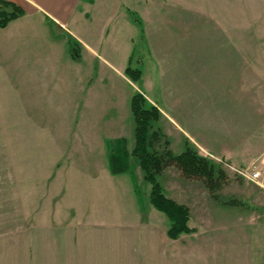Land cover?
Listing matches in <instances>:
<instances>
[{
	"label": "crops",
	"instance_id": "0c3cea01",
	"mask_svg": "<svg viewBox=\"0 0 264 264\" xmlns=\"http://www.w3.org/2000/svg\"><path fill=\"white\" fill-rule=\"evenodd\" d=\"M12 1L25 14L0 27V179L11 183L7 197L22 220L0 230V264H242L246 247L228 239V212L203 182L170 167L159 176L166 195L189 208L195 228L172 239L133 159L134 180L109 168L108 141L135 145L136 90L160 108L173 152L189 143L215 159L230 153L218 146L222 116L215 121L221 138L211 130L210 31L177 14L192 12L189 2L111 0L115 16L107 8L94 27L99 0ZM125 7L142 22L141 29L135 16L131 43L139 26L149 51L141 86L125 74L132 46L120 62L104 52L120 14L130 25Z\"/></svg>",
	"mask_w": 264,
	"mask_h": 264
},
{
	"label": "rangeland",
	"instance_id": "374dc122",
	"mask_svg": "<svg viewBox=\"0 0 264 264\" xmlns=\"http://www.w3.org/2000/svg\"><path fill=\"white\" fill-rule=\"evenodd\" d=\"M187 1L189 6L193 7V11L187 13L183 7L181 12L178 10L179 18L182 14L181 17L185 20L197 21L201 29L210 31L211 120H213L211 130L220 131L221 138L222 124L216 126L215 121L217 115L222 116L225 140L218 146L230 150L229 154L220 159L203 154L226 173V182L216 191L218 199L213 197L206 185L205 188L213 200L228 212L226 215L230 224L228 239L232 243L242 244L244 251L246 247V255L242 254V264H264V0ZM107 8L112 9L111 17L115 16L111 0L108 5L107 0L105 2L99 0L95 4L93 9L95 20L92 22L95 24L94 27L98 24L101 12ZM198 10L200 14L197 13ZM122 13L129 17L130 25L126 26L122 22L123 16L120 14L113 23V37L105 41L104 52L120 62L124 60L122 57L124 49H131L132 46L131 66L145 72L150 65V57L141 30V18L135 11H129L126 7ZM135 16L141 29L138 26L135 39L131 43ZM96 40L100 41L99 37H96ZM137 82L135 84L141 86L142 82ZM158 126L161 128L160 120ZM211 137L212 144L217 147L215 143L219 138L217 139L215 133ZM169 148L171 149V146ZM157 149L159 151L165 149L163 140ZM132 159L139 167L136 171L141 172L144 177L138 160L134 157ZM170 168L181 174L176 166ZM253 168L261 171L258 183L238 175L236 171ZM166 169L161 174L165 173ZM10 184L0 179V230L11 228L22 220L15 200L7 197ZM143 188L144 186L142 190ZM232 199L235 201L232 202Z\"/></svg>",
	"mask_w": 264,
	"mask_h": 264
},
{
	"label": "trees",
	"instance_id": "16d2710c",
	"mask_svg": "<svg viewBox=\"0 0 264 264\" xmlns=\"http://www.w3.org/2000/svg\"><path fill=\"white\" fill-rule=\"evenodd\" d=\"M23 7L12 0H0V27H6L11 21L23 16ZM69 52L74 59L79 58V46L73 40L69 41ZM125 74L137 82L142 71L133 68L130 64ZM131 112L134 124L135 145L130 150L126 138H117L107 143L108 162L113 174H130L131 159L138 160L144 172V179L151 185L150 201L152 205L163 212L169 219L168 235L176 239L184 233H192L195 228L190 227V210L186 205L180 204L168 197L159 182V176L166 168L176 166L181 175L188 180H201L209 189L214 198L218 199L216 191L226 182V173L213 160L199 153L189 143L180 153H174L170 142L158 126L161 118L159 108L149 104L142 92L136 91L131 98ZM164 141L165 149L159 151L157 146ZM135 184V188H136ZM232 202L235 199L231 200Z\"/></svg>",
	"mask_w": 264,
	"mask_h": 264
},
{
	"label": "built area",
	"instance_id": "2783aa9c",
	"mask_svg": "<svg viewBox=\"0 0 264 264\" xmlns=\"http://www.w3.org/2000/svg\"><path fill=\"white\" fill-rule=\"evenodd\" d=\"M238 175L248 179V180H251V181H254L256 183H258V180L260 179L261 177V171L259 169H256V168H253V169H237L236 170Z\"/></svg>",
	"mask_w": 264,
	"mask_h": 264
}]
</instances>
